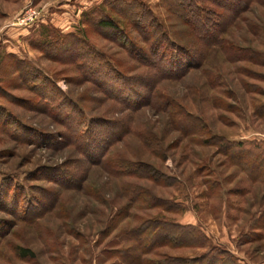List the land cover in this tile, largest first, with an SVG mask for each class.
Segmentation results:
<instances>
[{
    "label": "rangeland",
    "instance_id": "rangeland-1",
    "mask_svg": "<svg viewBox=\"0 0 264 264\" xmlns=\"http://www.w3.org/2000/svg\"><path fill=\"white\" fill-rule=\"evenodd\" d=\"M114 1L0 0V264H264V0H203L204 43L137 0L190 52L174 79L95 26L110 18L144 50L161 34L143 41ZM70 34L120 82L85 80L49 48ZM217 138L248 144L226 153ZM178 226L196 233L181 244ZM151 237L168 243L145 249Z\"/></svg>",
    "mask_w": 264,
    "mask_h": 264
},
{
    "label": "trees",
    "instance_id": "trees-1",
    "mask_svg": "<svg viewBox=\"0 0 264 264\" xmlns=\"http://www.w3.org/2000/svg\"><path fill=\"white\" fill-rule=\"evenodd\" d=\"M224 1L226 2L223 6H227L228 9H231V7L227 4H233L235 0ZM159 2H161V5L164 6L168 10V12L180 17L195 34L200 35V40L203 41V43L207 41V33L211 32V30L207 27L206 24H208L207 22L209 19V15L213 13L202 6V2H204L203 0H159ZM112 5L118 7V10L122 12V16L128 20L127 23L130 29L136 32L137 35L141 36V39L143 41H146L147 38H145L146 34L144 35L147 28L152 29V31H159L161 32V34H159L157 39H154L149 43L147 50H144L141 47H135L132 40L129 39L126 30L124 28H121L119 24H117L110 18L99 17V19L95 22V26L97 28L112 32L113 40L117 41V44L119 47H121V49L127 51L128 53L135 52L139 59V62L147 67L152 68L159 74L162 73V78L174 79L185 74L186 69L190 66V62L183 63L182 61L184 57L186 59H190L188 57V55H190V52L185 50L184 48L174 45V43L170 41V38L166 36L165 32H163L161 25L158 26L157 21L154 17H152L151 12L142 2L137 0H115ZM241 8L242 7H240L237 11L241 10ZM148 39L149 38H147V40ZM162 46L170 49L167 56L169 60H167L166 63L165 60H162V58L167 55V53L165 51H161ZM49 48L52 51L62 53V55L65 54L68 58L71 57V60H73V62H78L77 66L80 67V70L82 71L85 65V70L82 74L85 80H93L92 77L94 76V83L98 85H102V83L103 85H105V80L115 83L120 82L121 80L117 76L118 73H115L116 71L113 69V66L108 61V59H106L102 54H99L90 45H88L83 37L72 34L63 35L60 37L57 36V38H55L54 44ZM85 58H90L88 59L87 63L86 61H84ZM114 73L116 76L115 78L113 77ZM106 78L109 79L107 80ZM108 84L110 87H113L110 83ZM105 91L111 94L108 89ZM217 140H219L220 143L224 145L226 153L230 150V148L240 149V151H244V146L248 144L247 142H233L224 138H217ZM249 144L253 145L252 148L255 149V151H261L260 148H262V146H259L258 142H249ZM133 170L134 173L135 171H137V169H132V171ZM149 171H151V169ZM152 173L150 172L151 175H153ZM146 177L156 179L155 177H151L149 174H146ZM161 226V223L153 224V232L157 234L158 232H156V229H161ZM178 227L181 230L186 231L177 237L181 244L184 243V235L188 234L189 230L196 233V229L193 226ZM135 231H133L135 232L133 238L137 239V236L141 234L143 230L141 228H138ZM187 242H191L192 244V241ZM167 243L168 242H166V240L156 241L155 237L154 240L153 237H151V240L148 244L149 246L145 249L156 248L161 245H166ZM188 245H190V243H188ZM16 254L22 257L33 256L32 252L29 249L21 246L16 248ZM191 262L192 261L188 260L186 264H190ZM154 263L157 262L154 261Z\"/></svg>",
    "mask_w": 264,
    "mask_h": 264
},
{
    "label": "crops",
    "instance_id": "crops-1",
    "mask_svg": "<svg viewBox=\"0 0 264 264\" xmlns=\"http://www.w3.org/2000/svg\"><path fill=\"white\" fill-rule=\"evenodd\" d=\"M82 0H80V2H81ZM91 1H94V0H91ZM74 2L76 3L77 2V0H74ZM62 5H65V4H62ZM70 19V18H69ZM67 24H68V19H63ZM71 20V19H70Z\"/></svg>",
    "mask_w": 264,
    "mask_h": 264
},
{
    "label": "built area",
    "instance_id": "built-area-1",
    "mask_svg": "<svg viewBox=\"0 0 264 264\" xmlns=\"http://www.w3.org/2000/svg\"><path fill=\"white\" fill-rule=\"evenodd\" d=\"M33 15H34V13L32 12V13H31V16H33ZM25 22H26V21H25Z\"/></svg>",
    "mask_w": 264,
    "mask_h": 264
}]
</instances>
